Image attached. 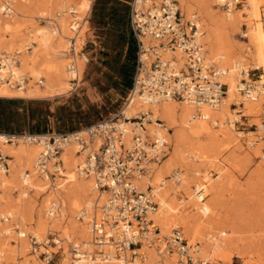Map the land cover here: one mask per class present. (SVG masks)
Segmentation results:
<instances>
[{
    "label": "bare ground",
    "instance_id": "bare-ground-1",
    "mask_svg": "<svg viewBox=\"0 0 264 264\" xmlns=\"http://www.w3.org/2000/svg\"><path fill=\"white\" fill-rule=\"evenodd\" d=\"M32 1L0 0V80L3 81L0 83V98L34 100L63 96L70 90L68 81L79 82L84 66L82 61L87 60L84 56L83 60L77 59V52L84 42L87 30L86 17L81 18V15L84 13L87 15L92 0H42L41 3L46 2L45 6L49 14L43 18L48 22L47 25L41 27L37 26L36 21L32 22L40 18L35 16L36 12H33L36 4L31 5ZM39 1L41 0H37V3ZM177 2L183 21L193 18L198 27L205 65L217 67L224 72L222 82L227 87V93L222 104L216 109L207 106L196 109L189 103L175 100L147 106L143 105L139 98H133L131 104L124 109L125 117L130 118L137 113L150 111L153 123L147 125L149 134L157 137L165 136L172 147L171 156L160 165L152 166L150 173L142 177L137 185L139 191H146V184L152 186L159 207L156 214L150 215L149 218L159 227L162 234H170L174 227L182 228L191 241H196L190 243L184 237L189 244L199 245L200 256L208 260L219 259L223 264H230L231 251L238 246L233 236L238 234L236 231L238 228L235 230L222 217V209L220 210L219 182L222 180L221 176L224 175L226 166L225 162L220 161L216 147L220 146L219 141L224 139L230 140V144L235 143L237 146V142L244 137L241 133H236L233 120H237L239 116L235 115L233 118L230 116L229 105L240 95L241 79L250 82L251 70H260L259 78L254 83L257 86L255 90L257 96L249 101L245 99L241 101L242 116L257 118L260 104L264 105V0H244L242 7L224 15L220 8L221 0H177ZM4 3H9L12 7L10 16L1 14ZM49 3L51 5H48ZM54 10L56 16L53 15ZM240 23H244L247 27V33L242 36L246 38V42H242L248 47L245 51L236 52L225 39V33L228 28L236 30ZM57 40L59 48L55 51L51 45ZM72 51L74 65H71L72 62H68L70 59L62 54L61 60L54 58L59 53ZM240 71H243V75L239 74ZM25 78L35 81L37 86L32 88L26 83ZM6 79L10 84L4 82ZM14 82H20L21 88L12 86ZM157 120L161 123H157ZM258 126L259 130L264 131V118ZM131 136L128 132L124 138L127 147L131 145ZM22 141L20 137L9 138L0 134V153L9 158L7 170L0 171V193L6 192L4 189L8 185L12 186L11 189L14 191L11 195L17 193L12 202L0 200V254L6 253L7 256L3 261L0 259V264H32L33 261L29 259L36 258V255L24 257L22 255L28 251V243L25 239L30 236H36L38 240L46 242L53 240L55 248L62 249L59 264H72L70 253H74L73 248L81 249L80 246H83L82 251L87 254L94 253V244L87 226L84 222L78 221L77 217L83 210H95L97 205L106 199V194L96 191L92 179H86L80 173L85 161L84 156L75 155L74 145L70 144L63 148L59 159L65 170L61 171V178L51 185L34 169L39 146ZM250 144L251 142H248V145ZM51 165L52 161L49 163V168ZM201 168H205L202 175L199 172ZM175 169L179 171L172 174L175 177L174 185L169 173ZM208 169H214L218 173L215 181L208 178ZM192 186L196 193L192 190ZM36 190L44 195L40 202L31 195V192L36 193ZM181 190L184 195L181 194ZM178 194L182 199H177L176 204L174 200ZM212 194H215V203H207L206 198ZM52 206L57 208V214L50 217L48 214ZM12 221L19 224L15 229L22 230L11 229L8 224ZM51 228L61 231L62 239H58ZM45 230L48 234L42 237ZM30 231L32 234L25 236ZM182 233L184 234L183 231ZM9 242L15 245H8ZM70 244H73L71 252L68 249ZM50 246L54 248L53 245ZM145 250L151 251L143 247L139 253H144ZM130 254L128 251L125 253V259L128 261ZM145 256L148 264H158L152 252ZM122 263L119 259L103 261L99 258L87 262V264Z\"/></svg>",
    "mask_w": 264,
    "mask_h": 264
},
{
    "label": "built area",
    "instance_id": "built-area-1",
    "mask_svg": "<svg viewBox=\"0 0 264 264\" xmlns=\"http://www.w3.org/2000/svg\"><path fill=\"white\" fill-rule=\"evenodd\" d=\"M221 2L223 13H230L244 4V0ZM1 14H12L9 3L2 5ZM130 28L136 39L137 58L132 87L120 109L79 131L20 138L39 146L34 169L51 185L65 170L59 159L62 149L74 145L75 155L85 158L80 173L84 178L92 179L96 191L106 194V199L100 205L96 204L95 210H83L77 217L87 226L96 250L87 254L80 248H73L72 264H87L88 260L97 258L103 261L119 259L122 264H148L144 253H139L143 247L154 251L158 264H165V260L173 255L176 256L173 264H210L199 255V245H190L179 227H174L169 236H161L158 226L149 218L156 214L159 205L152 186L146 184V191H139L137 182L150 173L152 166L160 165L166 159L169 146L165 136L149 134L147 125L153 123L150 111L127 118L124 109L134 97L147 106L175 100L189 103L196 109L201 106L216 109L227 93L222 82L224 72L205 65L198 27L193 18L183 21L177 0H132ZM239 74L243 75V71ZM4 82L10 84L7 79ZM241 85L242 100L249 101L257 96V86L253 82L242 78ZM12 86L19 89L21 83L14 82ZM231 107L241 118V102ZM128 132L132 135L130 147L124 144ZM8 160L0 153V171L7 170ZM56 214L57 208L52 206L48 215ZM28 241L31 254L49 264L54 255L49 250L50 245L55 248L53 240L46 242L30 236ZM127 251L131 253L130 261L125 259Z\"/></svg>",
    "mask_w": 264,
    "mask_h": 264
},
{
    "label": "rangeland",
    "instance_id": "rangeland-1",
    "mask_svg": "<svg viewBox=\"0 0 264 264\" xmlns=\"http://www.w3.org/2000/svg\"><path fill=\"white\" fill-rule=\"evenodd\" d=\"M125 1L129 2L130 0ZM41 2L42 0L38 3L37 0H33L31 2V5L36 4V6L34 5L35 8L33 10V12H36L35 16L40 17L38 19L32 20V22H37L38 27L45 26L48 23L43 18H46V16H48L49 12L47 11L49 10L46 9V2ZM126 2L125 5L127 6ZM40 3L41 5H39ZM95 4L98 6H100V4H104L105 6H107L105 0H95L94 5ZM48 5H51V3H49ZM35 9L37 11H35ZM54 12L56 11H53V15L56 16ZM222 15H224L223 11ZM84 16L86 17L85 13L81 15V18ZM215 17H217V14H215ZM85 28H87L86 37L84 38V42L81 44V50L79 48V51L77 52V59L80 58V60H83L84 56L86 57L87 62L82 61L84 66L79 82L68 81L70 90L67 89V93H65V95L63 96L51 98L44 97L43 99L38 100L21 99L20 101L22 102L16 104L13 108L18 110L20 116H15L13 119L11 118L12 121H18V123H16L18 125H14V129L17 130V132H14L12 134L10 133L11 136L14 134V136L20 137L23 136L24 133L27 135H36L45 132L51 133L53 131L57 134L72 133L85 128L86 126L92 125L98 119L107 118L109 117V115L116 113L120 109V106L122 105L128 92V89L124 88L120 82L121 77L118 71V67L120 65L119 61L123 60L126 47H123L119 45V43L114 42L113 50L108 48V43L112 42L115 39L111 26L98 27L91 20L89 21V25H86ZM226 33L225 39L232 47V49H234L236 52L240 50L245 51V48L248 46L244 44L246 42V38L242 37L247 33V27L244 25V23H240L238 25V28L234 31L232 28H228L226 30ZM51 46L52 49L57 51L59 48L58 40L54 41ZM61 54L64 57L70 59L68 62H72L73 51L71 53H59L56 55V57H54L55 60H61ZM71 65H74V63L72 62ZM259 75L260 70L249 71L250 83H255L258 80ZM25 79L26 83L29 84L32 88H34V86H37L35 81L28 80L27 78ZM241 101L242 98L239 95V97L235 99V101L230 102L229 108L231 110L230 116L232 118L236 114L232 111L233 108L231 107V105L238 102L240 103ZM259 109L260 111L258 112L257 118L255 117L256 119L254 118V116H242L237 120H233L236 122V124L234 125L236 133H241L246 138L245 139L243 137L239 142H237V146L240 145L239 147H237L235 143L230 144V140L228 141L227 139L219 141L221 145L218 143L220 146L216 147V151L218 152L220 161H222L223 163L225 162L224 164L226 166L224 175L221 176L222 180L219 182L221 185V189L219 192L220 195L218 198V200H220V210L222 209V217H224L230 223V225L234 227L235 230L236 228H238L236 230L238 231V234L233 235L234 241L238 243V246L231 251L230 264H264V131L263 129L259 130L260 128L258 126V123H261L264 118V105L260 104ZM27 111L35 113V115H37L39 119L33 121L27 120ZM242 114L243 113L241 112V115ZM248 133H251L252 137L251 134L248 135ZM0 134L6 135L9 133L0 132ZM246 136L250 137L248 138ZM251 139L253 142L251 141ZM248 142H251V144L248 145ZM243 144L245 146H243ZM168 146L169 150L167 157L171 156L170 154L172 151L171 145L168 144ZM222 149L226 150L223 151ZM236 149L238 151H236ZM204 170L205 168L199 169L201 175L203 174ZM176 171L179 170L175 169L170 172L171 174L169 173V178L170 180L172 179L173 184L174 180L172 174ZM208 171L209 172L207 173V176L211 181L218 176V173L214 169H208ZM11 187L12 186L8 185V187L4 189L6 192L0 193V200L2 199L9 202L13 201L14 197L17 196V193H15V195H11V193L14 192ZM193 189L194 186H192V190ZM192 190L191 192H193ZM181 194L184 195L183 190H181ZM31 195L37 202H40L43 198L42 196H44L41 194V192H37V190L36 193L31 192ZM178 195L174 201H176L177 199H182V196L180 194ZM214 200L215 194H212L211 196L206 198L207 203L214 204ZM175 203L177 204V201ZM1 221L4 222L3 220ZM8 225L11 229H15L16 225L19 224H17L16 221H12ZM247 229L249 230L247 231ZM18 230L22 229L18 228L14 231ZM50 230L56 233L55 235L58 236V239H62L63 236H61V231L55 228H51ZM181 230L184 232V237L190 243L196 242L191 241L186 236L185 230H183L182 228ZM31 234L32 231L27 232L25 236H29ZM47 234V230H45V232L42 234V237L46 236ZM170 234L164 235L161 233V236H169ZM13 236L16 237L15 234ZM240 237L241 239L239 240ZM25 240L26 243H28V251L25 254L22 253V255L23 257L32 256L30 253L28 238H26ZM62 242L64 243V241ZM62 242L61 247H63ZM8 245L14 246L15 243L9 242ZM71 246L73 248V244H70L68 246L70 252ZM80 247L82 250H84L83 246ZM93 249L96 250L95 247H93ZM49 250L53 253L55 252L49 264H59L58 262L61 258L62 249H52L49 247ZM149 252H152V254L155 255V253H153V250L144 251L145 255H147V253ZM70 254V257H72V253ZM6 257V253L5 255L0 254V259L2 261L5 260ZM29 260L33 261L32 264H45L38 258V256L36 258L32 257ZM155 260L158 261L156 255ZM175 260L176 256L173 255L167 258L165 262L167 261L169 264H173ZM210 261H212L211 264H213L214 262L223 264V262L219 261V259L213 260V258H211L209 262ZM167 262L166 264H168Z\"/></svg>",
    "mask_w": 264,
    "mask_h": 264
},
{
    "label": "trees",
    "instance_id": "trees-1",
    "mask_svg": "<svg viewBox=\"0 0 264 264\" xmlns=\"http://www.w3.org/2000/svg\"><path fill=\"white\" fill-rule=\"evenodd\" d=\"M107 6L104 4L94 5L92 11V21L98 27L111 26L115 41L108 43V48L113 50L114 42L119 43L121 46H125V55L120 65L118 67L119 75L121 77V84L124 88L130 89L132 86L134 68L136 61V44L133 35L127 30L126 26V16H127V6L123 1L118 0H105ZM98 3V2H96ZM112 47V48H111ZM20 100L12 99H2L0 98V132L9 133L6 136H11L10 133H16L14 125L18 121H12L15 116H20L17 109H13L16 104L21 103ZM24 111V110H23ZM28 112V111H27ZM12 118V119H11ZM11 119V120H10ZM38 116L35 113L28 112L27 120L33 121L38 120ZM101 120V119H98ZM97 120V121H98ZM16 124L15 126H17ZM52 133V132H51ZM50 134V132H45L42 134H36L31 136ZM3 135V134H2ZM14 136V134L12 135Z\"/></svg>",
    "mask_w": 264,
    "mask_h": 264
},
{
    "label": "crops",
    "instance_id": "crops-1",
    "mask_svg": "<svg viewBox=\"0 0 264 264\" xmlns=\"http://www.w3.org/2000/svg\"><path fill=\"white\" fill-rule=\"evenodd\" d=\"M94 1L95 0H92V3H91V7H90V10L87 12V15H86V21H87V25H89V21H91L92 20V11H93V7H94ZM118 1H123L124 3L126 2L125 0H118ZM131 2H132V0H130L129 2H126V4H127V16H126V19H125V22H126V26H127V30H129L130 31V33L133 35V33H132V31H131V28H130V5H131ZM133 37H134V35H133ZM134 39H135V37H134ZM135 44H136V39H135ZM136 58H137V45H136ZM135 63H136V61H135ZM134 73H135V68H134ZM133 78H134V76H133ZM132 83H133V81H132ZM132 87V86H131ZM131 89V88H130ZM130 89H128V91L130 90ZM128 93V92H127ZM2 99H12V100H15L16 98H2ZM16 100H21V99H16ZM34 100H38V99H34ZM101 120H103V119H101ZM99 121V120H98ZM97 122V121H96ZM95 122V123H96ZM94 124V123H93ZM91 126V125H90ZM86 127H88V126H86ZM85 127V128H86ZM82 129H84V128H82ZM81 129V130H82ZM52 133H55L54 131L52 132ZM51 134V133H50ZM68 134V133H67ZM23 135H27V134H23ZM31 136V135H30ZM10 137H14V136H10ZM16 137V136H15Z\"/></svg>",
    "mask_w": 264,
    "mask_h": 264
}]
</instances>
